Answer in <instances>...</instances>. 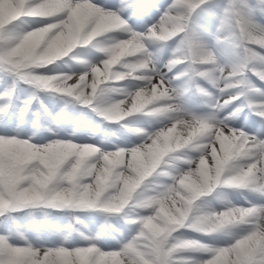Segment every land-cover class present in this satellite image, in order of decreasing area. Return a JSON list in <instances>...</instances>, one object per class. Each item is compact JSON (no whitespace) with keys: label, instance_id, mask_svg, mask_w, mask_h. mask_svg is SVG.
<instances>
[{"label":"snow or ice","instance_id":"1","mask_svg":"<svg viewBox=\"0 0 264 264\" xmlns=\"http://www.w3.org/2000/svg\"><path fill=\"white\" fill-rule=\"evenodd\" d=\"M0 264H264V0H0Z\"/></svg>","mask_w":264,"mask_h":264},{"label":"clouds","instance_id":"2","mask_svg":"<svg viewBox=\"0 0 264 264\" xmlns=\"http://www.w3.org/2000/svg\"><path fill=\"white\" fill-rule=\"evenodd\" d=\"M77 120L79 121V124L74 126V131L77 134L87 131L90 126L88 118L86 116L77 117ZM42 130L46 131L47 128L38 125L35 128V133L39 134ZM93 131L100 132L101 130L93 129ZM103 133L111 135V130L105 129L103 130ZM77 213H84L85 215H77ZM72 214L75 219L70 225H65V230H70L71 233H76L81 231H87L91 228V224L85 218L87 214V209L76 208L72 210ZM18 224L26 230L35 231H43L47 228L56 227V224L53 221L51 214L46 209H40L35 210L33 212H29L26 218L23 221L18 222ZM111 225L112 221L109 219L105 222L104 225H102V227L107 230L111 227Z\"/></svg>","mask_w":264,"mask_h":264},{"label":"trees","instance_id":"3","mask_svg":"<svg viewBox=\"0 0 264 264\" xmlns=\"http://www.w3.org/2000/svg\"><path fill=\"white\" fill-rule=\"evenodd\" d=\"M59 215L61 214V215H63L62 213H58Z\"/></svg>","mask_w":264,"mask_h":264}]
</instances>
